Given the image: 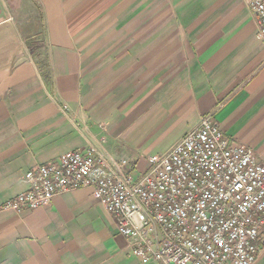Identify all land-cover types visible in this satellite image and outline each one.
I'll list each match as a JSON object with an SVG mask.
<instances>
[{
	"label": "crops",
	"instance_id": "0c3cea01",
	"mask_svg": "<svg viewBox=\"0 0 264 264\" xmlns=\"http://www.w3.org/2000/svg\"><path fill=\"white\" fill-rule=\"evenodd\" d=\"M205 116L264 164V41L244 0H0V264H144L92 188L3 206L35 166L94 145L146 168Z\"/></svg>",
	"mask_w": 264,
	"mask_h": 264
},
{
	"label": "built area",
	"instance_id": "2783aa9c",
	"mask_svg": "<svg viewBox=\"0 0 264 264\" xmlns=\"http://www.w3.org/2000/svg\"><path fill=\"white\" fill-rule=\"evenodd\" d=\"M264 41V0H244ZM115 160L94 145L25 174L28 190L7 201L20 213L60 194L92 188L133 257L146 264H255L264 250V164L230 144L211 116L167 153Z\"/></svg>",
	"mask_w": 264,
	"mask_h": 264
},
{
	"label": "rangeland",
	"instance_id": "374dc122",
	"mask_svg": "<svg viewBox=\"0 0 264 264\" xmlns=\"http://www.w3.org/2000/svg\"><path fill=\"white\" fill-rule=\"evenodd\" d=\"M168 151H169V149L164 153H167ZM150 157H152V156H150ZM117 160L121 161V160H124V158H118ZM141 162H139L138 165L135 166V169H137V171L140 173H144L146 168H144V166L142 164H140Z\"/></svg>",
	"mask_w": 264,
	"mask_h": 264
}]
</instances>
